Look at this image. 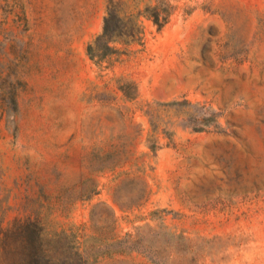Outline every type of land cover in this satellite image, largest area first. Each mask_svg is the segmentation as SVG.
<instances>
[{
  "label": "rangeland",
  "instance_id": "rangeland-1",
  "mask_svg": "<svg viewBox=\"0 0 264 264\" xmlns=\"http://www.w3.org/2000/svg\"><path fill=\"white\" fill-rule=\"evenodd\" d=\"M108 6L141 34L101 57ZM19 219L85 264H264V0H0Z\"/></svg>",
  "mask_w": 264,
  "mask_h": 264
},
{
  "label": "trees",
  "instance_id": "trees-1",
  "mask_svg": "<svg viewBox=\"0 0 264 264\" xmlns=\"http://www.w3.org/2000/svg\"><path fill=\"white\" fill-rule=\"evenodd\" d=\"M150 17L159 28L168 20L167 16L161 18L158 12L155 15L150 14ZM113 22H116V25L118 22H125L132 29L129 32H117L112 29ZM136 26L134 19L121 18L108 6L103 33L89 45L90 52L102 45L106 48L101 54V57H104L114 51V47L109 44L111 41L135 40L141 34V30ZM62 235L57 233L51 238H46L43 229L31 220L19 219L8 227H3L0 223V264H85L84 257L78 252L69 257L60 255Z\"/></svg>",
  "mask_w": 264,
  "mask_h": 264
}]
</instances>
